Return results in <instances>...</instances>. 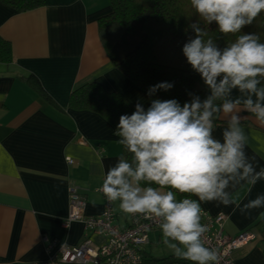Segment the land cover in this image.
Here are the masks:
<instances>
[{
    "label": "crops",
    "instance_id": "obj_1",
    "mask_svg": "<svg viewBox=\"0 0 264 264\" xmlns=\"http://www.w3.org/2000/svg\"><path fill=\"white\" fill-rule=\"evenodd\" d=\"M111 13L108 0H45V7L29 13L0 3V37L11 44L13 55L12 66L0 65V264L48 262L54 253H49L44 239L56 242L57 249L78 248L87 240L95 247L106 243L82 224L66 229L64 222L71 189L86 199L85 217L103 216L107 201L97 189L123 154L113 128L103 119L69 109L71 95L98 84L134 106L138 101L145 108L150 105L149 97L113 67L101 42L99 21ZM29 75L54 105L25 84L23 78ZM239 95L234 91L231 98ZM242 115L249 136L246 152L259 171L264 168V125L250 113ZM227 119L221 113L216 122L226 124ZM225 127L216 123L217 138ZM260 194L264 180L238 188L234 199L242 206ZM111 205L115 225L128 228L131 215L120 210L118 201ZM234 208L202 203L209 217H226L225 235H255L234 254L235 264H264V208L244 215ZM154 236V242L162 243L161 233Z\"/></svg>",
    "mask_w": 264,
    "mask_h": 264
},
{
    "label": "clouds",
    "instance_id": "obj_2",
    "mask_svg": "<svg viewBox=\"0 0 264 264\" xmlns=\"http://www.w3.org/2000/svg\"><path fill=\"white\" fill-rule=\"evenodd\" d=\"M200 18L190 24L194 36L182 52L208 89L205 99L192 96L183 104L175 98H154L173 82L148 89L150 105L137 102L122 114L115 135L125 154L104 174L102 191L122 212L156 217L162 243L179 260L190 264H220L218 249L207 245L202 203L235 205L242 215L264 208V194L242 206L235 191L264 180L246 152L249 136L242 113L264 125V42L252 32L237 35L223 47L200 21L216 25L227 36L242 33L264 13V0H190ZM234 91L239 96L231 98ZM189 95H192L189 93ZM216 101H221L217 104ZM228 117L222 138L215 136L218 114ZM130 154V158H129Z\"/></svg>",
    "mask_w": 264,
    "mask_h": 264
},
{
    "label": "trees",
    "instance_id": "obj_3",
    "mask_svg": "<svg viewBox=\"0 0 264 264\" xmlns=\"http://www.w3.org/2000/svg\"><path fill=\"white\" fill-rule=\"evenodd\" d=\"M108 1L112 13L99 21L100 39L111 64L129 83L147 95L150 86L164 81L173 82L172 90H161L154 98H175L181 104L191 100L193 95L202 100L207 97L206 85L192 70L182 52L184 43L190 36H194L190 24L200 19L190 0ZM0 3L18 13H29L45 7V0H0ZM200 26L204 27L209 37L215 39L221 47L234 42L236 36L244 32L255 33L261 42H264V13L242 33L236 35L225 36L219 33L215 24L209 26L200 21ZM0 65H13L11 44L1 37ZM23 81L54 105L34 76L24 77ZM69 109L76 113L97 115L113 128L115 134L119 117L133 113L135 106L120 94L107 93L100 85L90 84L77 89L71 95ZM122 152L125 154L123 147ZM261 223L264 224V219ZM148 257L144 252V263L190 264L188 261H178L175 257L161 261Z\"/></svg>",
    "mask_w": 264,
    "mask_h": 264
},
{
    "label": "built area",
    "instance_id": "obj_4",
    "mask_svg": "<svg viewBox=\"0 0 264 264\" xmlns=\"http://www.w3.org/2000/svg\"><path fill=\"white\" fill-rule=\"evenodd\" d=\"M83 146L87 147L86 144ZM67 164L72 165L73 162L67 160ZM100 194L107 201L103 216L87 218L84 216L86 199L75 189H71L70 213L64 222V228L68 229L76 223L82 224L86 231L103 236L106 243L95 247L91 241L87 240L78 248L57 249L56 242L44 239L43 242L49 253H54L53 257L44 264H144L143 254L151 245V234L161 233L158 218L140 214L131 215L129 227L121 230L115 225L116 214L111 202L102 191ZM225 221V216L211 218L203 211L202 223L209 228L205 234L207 245L219 250L220 264H235L234 254L251 244L255 240V235L244 232L237 237H229L224 233Z\"/></svg>",
    "mask_w": 264,
    "mask_h": 264
},
{
    "label": "rangeland",
    "instance_id": "obj_5",
    "mask_svg": "<svg viewBox=\"0 0 264 264\" xmlns=\"http://www.w3.org/2000/svg\"><path fill=\"white\" fill-rule=\"evenodd\" d=\"M155 233L151 234L150 239H151V246L146 250V253L149 255L148 258L151 259H159L157 261H161L163 259H168L170 255H172L171 251L163 244V243H156L154 242L155 240Z\"/></svg>",
    "mask_w": 264,
    "mask_h": 264
}]
</instances>
